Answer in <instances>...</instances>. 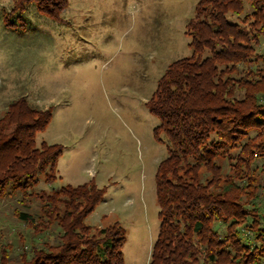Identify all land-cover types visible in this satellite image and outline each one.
Returning <instances> with one entry per match:
<instances>
[{
	"label": "trees",
	"instance_id": "16d2710c",
	"mask_svg": "<svg viewBox=\"0 0 264 264\" xmlns=\"http://www.w3.org/2000/svg\"><path fill=\"white\" fill-rule=\"evenodd\" d=\"M247 1L199 3L188 24L191 56L168 66L147 102L161 120L156 131L169 139L156 176L161 224L149 264H264L261 184L249 173L243 185L223 178L219 163L232 156L238 178L264 159V0ZM13 3L2 14L6 27L30 5L54 20L68 6V0ZM236 85L243 98L232 94ZM52 113L20 98L0 114V204H16V218L30 229L15 249L13 241L0 243V264H125L126 230L86 222L104 189L93 181L39 189L40 176L52 179L63 153L59 144L37 145ZM244 190L257 206L240 202ZM33 205L37 211L26 210Z\"/></svg>",
	"mask_w": 264,
	"mask_h": 264
},
{
	"label": "rangeland",
	"instance_id": "374dc122",
	"mask_svg": "<svg viewBox=\"0 0 264 264\" xmlns=\"http://www.w3.org/2000/svg\"><path fill=\"white\" fill-rule=\"evenodd\" d=\"M201 1L68 0L61 20L33 4L6 27L2 14L14 3L0 0V114L20 98L53 111L37 145L59 144L63 153L57 175L48 180L42 174L39 189L91 181L104 189L86 222L95 228L118 223L126 230L125 264H149L159 234L156 176L168 157L169 139L156 131L161 120L147 102L168 66L191 56L188 24ZM232 94L243 98L245 90L236 85ZM219 163L221 176L239 184L250 174L261 184L264 203V159L253 162L251 173L242 168L238 178L232 156ZM202 171V181L208 180L209 173ZM243 193L240 202L246 205L248 194ZM252 205L245 208L257 215ZM15 208L0 204V243L13 241L14 249L22 242L19 234L30 233Z\"/></svg>",
	"mask_w": 264,
	"mask_h": 264
}]
</instances>
